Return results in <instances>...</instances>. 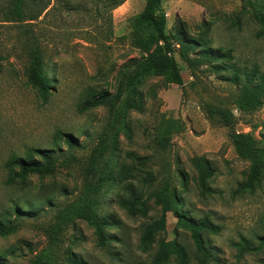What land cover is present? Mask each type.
I'll list each match as a JSON object with an SVG mask.
<instances>
[{
  "label": "rangeland",
  "instance_id": "obj_1",
  "mask_svg": "<svg viewBox=\"0 0 264 264\" xmlns=\"http://www.w3.org/2000/svg\"><path fill=\"white\" fill-rule=\"evenodd\" d=\"M113 2L40 0L47 9L39 21L14 22L8 15L10 0H0V217L8 210L16 226L9 236H0V264H72L71 256L88 264H152L158 241L174 239L186 248L188 264H201L190 233L178 227L173 211L163 212L151 200L147 217H131L114 200L113 183L103 188L97 211L118 225L107 229L113 238L101 246L89 222L70 209L83 205L87 179H98L100 163L110 169L114 163L123 166L145 197L164 188L176 190L180 212L218 226L217 233L206 234L213 254L209 264H264V250L239 258L237 243L243 237L257 243V235H264V176L254 191H239L250 163L237 155L232 140L234 133L244 132L264 144V103L240 110L232 80L237 68L264 75V37L258 36L261 25L254 18L259 9L264 12V0H163L168 33L206 34L209 45L227 59L201 61L198 49L189 54V66L176 53L184 84H168L164 75L143 82V110L128 114L132 138L112 126L107 107L84 108L94 95H114L125 63L143 54L121 37L130 33L146 0H126L117 7ZM27 29L39 38L36 45L53 87L46 99L27 80L25 47L34 45ZM209 107L227 109L234 122L218 124ZM163 136L165 147L159 144ZM30 147L54 148L57 169L44 177L31 175L23 184L10 183L11 155L24 156ZM101 147L105 152L99 157ZM195 157L208 159L216 169L211 192L198 185ZM52 183L65 189L55 193L53 204L37 205L32 217L15 218L11 205ZM161 219L165 228L157 243L148 252L141 250L143 227ZM166 264L178 261L172 257Z\"/></svg>",
  "mask_w": 264,
  "mask_h": 264
},
{
  "label": "trees",
  "instance_id": "obj_2",
  "mask_svg": "<svg viewBox=\"0 0 264 264\" xmlns=\"http://www.w3.org/2000/svg\"><path fill=\"white\" fill-rule=\"evenodd\" d=\"M125 1L114 0L113 3L117 7ZM38 2L40 0H10L8 15L11 21H39L47 7L39 5ZM254 18L261 25L258 36L264 37L263 10L259 9ZM131 26L130 33L121 38L123 40L130 39L132 46L143 53L142 56L132 58L125 63L119 73L118 87L114 95L104 91L99 96L94 95L93 100L84 107L85 109L99 105L107 107L111 115L112 126L120 128L128 138H132L128 114L131 111L143 110L144 95L140 87L147 78L164 75L168 84L180 86L184 84L180 66L175 56L176 53L189 66L193 63L189 54L191 51L195 52L198 49L201 61L212 63L223 58L227 59L220 49L215 50L209 45L206 34H202L200 37H191L185 31H178L175 34L168 33L167 14L163 8V0H146L143 10L132 19ZM25 32L32 33L31 36L34 38V45L25 47L29 56V65L26 72L27 80L46 99L53 87L45 71L46 64L42 48L36 45L39 38L35 36L31 29H27ZM232 80L237 85L235 103L240 110L252 111L263 105V74H249L237 68ZM208 112L211 117L217 119L220 125L230 126L234 122L233 114L222 107H209ZM65 137L66 142L73 147L75 145L73 137L69 134ZM232 140L237 155L250 163L246 180L240 186L239 191L252 192L264 176V144L262 145L250 133L244 132L234 133ZM159 141V144L165 147L167 137L163 136ZM53 152L54 148L30 147L24 156L12 154L7 163V168L10 170L9 182L23 184L31 175L36 174L44 177L52 174L58 165ZM104 152L105 150L101 147L98 156L102 157ZM136 160L141 163L144 158L136 157ZM194 160L198 170L197 182L201 191L204 193L211 192L209 183L215 175L216 169L204 157H195ZM120 166L119 163H114L112 169H110L107 164L100 163L99 168L101 170L98 179L91 182L87 177L86 193L82 198L83 205L78 202L70 207L75 217L89 222V225L95 231L99 244L105 246L109 240H112L113 237L107 229L118 225L112 217L102 216L97 211L98 206L102 203L100 196L103 188L107 183H113L116 189L114 200L131 217H147L152 209L151 200H154L155 206H159L163 212L173 211L178 220V227L190 233L196 251L201 256V264H209L213 254L207 246L206 234L208 232L217 233L219 227L208 219H196L187 212H180L178 207L181 204V198L176 190L164 188L145 197L144 191L136 187L134 177L128 176L123 166ZM115 168L117 171H115ZM47 188H50L49 192H47ZM41 190V193L25 200L22 202L23 204L11 205L16 219L25 216L32 217L31 213L37 205L53 204L55 193L58 190L64 191L65 189H59L56 183H52L48 187L44 185ZM164 228L162 219L147 223L143 227L139 239L141 250L150 251L157 243V237ZM15 230L16 226L9 219V211L6 210L3 216L0 217V236H9ZM157 244L158 248L152 264H166L172 257H176L178 264H188L189 257L186 248L178 239L171 241L159 240ZM237 248L240 259L247 253H260L264 250V235H257V243L243 237L237 243ZM69 260L72 264H88L73 256Z\"/></svg>",
  "mask_w": 264,
  "mask_h": 264
}]
</instances>
